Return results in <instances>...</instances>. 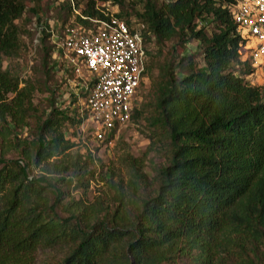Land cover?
Segmentation results:
<instances>
[{
  "label": "trees",
  "instance_id": "obj_1",
  "mask_svg": "<svg viewBox=\"0 0 264 264\" xmlns=\"http://www.w3.org/2000/svg\"><path fill=\"white\" fill-rule=\"evenodd\" d=\"M105 1L74 0V7L84 17L107 19L99 8ZM42 2L0 0V264H31L32 251L49 236L76 240L53 264H101L121 240L117 264H264V89L248 84L253 69L240 60L241 40L229 9L234 0H144L135 20L115 14L143 26L148 49L151 41L158 47L176 41L157 66L147 51V87L131 122L143 121L149 130L144 155L161 153L164 160L153 168L152 182L136 170V203L124 227L106 213L91 225L82 212L58 213L60 183H82L89 158L58 159L74 146L64 124L81 126L86 114L79 107L61 108L57 89L49 85L63 49L52 42L48 21L64 13L75 19L69 24L93 28V23L75 15L69 0L56 8V18H43ZM26 12L35 22L41 83L3 68L4 59L18 56L17 20ZM206 24L215 30L207 34ZM191 41L200 45L202 66L191 53L175 55L178 44ZM64 70L76 76L69 62ZM36 88L48 93L42 110L33 103ZM10 146L17 158H6ZM39 166L45 173L33 175ZM43 190L51 192V202L26 205Z\"/></svg>",
  "mask_w": 264,
  "mask_h": 264
},
{
  "label": "rangeland",
  "instance_id": "obj_2",
  "mask_svg": "<svg viewBox=\"0 0 264 264\" xmlns=\"http://www.w3.org/2000/svg\"><path fill=\"white\" fill-rule=\"evenodd\" d=\"M63 1L43 0L41 4L44 7L43 18L45 15H47V19L56 18V8L62 6ZM143 5L144 0H108L100 3L99 8L108 15L127 13L131 20H135V15L143 11ZM30 17L29 12H26L22 18L17 20L22 32L20 50L17 57L11 60L4 59L3 68H9L11 72L19 75L22 80L27 79L33 83H41L43 81L40 67L41 52L39 42L35 39L36 32L33 26L35 22L32 19L33 17L31 19ZM57 19L62 24L64 21L68 23L75 20L73 16L64 15V13ZM213 30L215 28L212 24L205 25L207 34H210ZM53 40L59 42V44L61 42L54 38ZM175 43V40L167 41L164 46L158 47L153 44V41L150 42L148 51L156 66L171 55V47ZM177 53H191L196 64L198 66L203 65L201 48L197 41H191L185 46L178 44L175 55ZM69 57L71 56L67 52H62V58L58 57L56 59L58 62L54 72L50 75L49 85L57 89L58 103L61 108H84V97H82L83 94L80 96V92L92 79V75L84 67H82L79 75L75 74L76 76L65 71L64 66L65 63L69 62ZM53 59L51 57V60ZM153 74H157V70L154 69ZM247 80L249 85L264 89V77L262 75L248 77ZM20 86H23V83H20ZM10 96L12 97L13 94ZM47 97L48 93L46 91L36 88L33 94L34 105L39 110L44 109L47 104ZM63 131L65 137L70 139L74 146L66 151L67 154H63L65 156H58V159L65 158L67 161H75L80 156L81 160L85 158H89V160L82 183L74 179L70 184L68 180L60 183L64 190V196L58 208V213L67 217L70 214L74 215L77 212H82L81 217L86 225L93 224L97 218L106 213L108 217L115 219L118 226H128L131 222L130 210H133L136 203L132 191L133 182L137 183L139 178L136 170L138 169L140 172L147 174L149 181L152 182L153 168L164 160L161 153L144 155L150 142V133L145 123L143 121H130L107 143L95 141L93 137L89 136L85 124L76 126L66 122ZM5 156L7 159L17 158V154L11 146L6 150ZM43 169L42 166L34 168L33 175L45 173ZM46 175L48 174L46 173ZM48 176H55V174H49ZM150 187L151 185L149 189ZM3 195L4 198L1 199V202H4L5 197H7L5 192H3ZM52 199L51 192L43 190L41 195L32 194L26 205L49 203ZM75 241L71 240L69 236L65 238L49 236L42 240L32 251L29 257L31 264H53L62 260L69 253ZM123 243L124 240L115 242L110 251L105 254L101 264H117L120 258L118 252ZM16 256L18 257V255Z\"/></svg>",
  "mask_w": 264,
  "mask_h": 264
},
{
  "label": "built area",
  "instance_id": "obj_3",
  "mask_svg": "<svg viewBox=\"0 0 264 264\" xmlns=\"http://www.w3.org/2000/svg\"><path fill=\"white\" fill-rule=\"evenodd\" d=\"M69 1L73 13L91 21L93 28L74 23L62 27L50 19L48 30L51 40L60 39V44L53 40L57 47L71 56L69 63L74 73L79 75L84 67L92 75L84 87L83 124L95 141L107 143L131 121L139 94L147 87L149 49L142 35L143 26L127 24L103 11L107 19L84 17L74 7V0ZM229 9L241 40L240 60L247 61L253 69L249 77H264V0H234ZM61 27L62 38L58 36Z\"/></svg>",
  "mask_w": 264,
  "mask_h": 264
}]
</instances>
